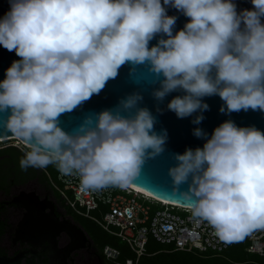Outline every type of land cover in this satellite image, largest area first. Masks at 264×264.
Instances as JSON below:
<instances>
[{"label": "clouds", "instance_id": "9594fccd", "mask_svg": "<svg viewBox=\"0 0 264 264\" xmlns=\"http://www.w3.org/2000/svg\"><path fill=\"white\" fill-rule=\"evenodd\" d=\"M8 3L0 46L20 59L0 81V132L27 146L22 169L54 164L63 175H77L82 190L127 188L167 140L166 130L154 131L152 112L138 107L143 96L128 95L72 132L59 126V117L98 95L129 63L148 66L159 83L156 101L182 92L166 107L180 119L201 113L193 124L203 121L209 107L203 98L213 95L224 102L221 113L264 112V0L239 12L234 0ZM166 6L189 18L175 34L177 17ZM193 135L205 143L175 154L172 191L191 202V216L222 242L264 229V132L226 120L210 138L198 127Z\"/></svg>", "mask_w": 264, "mask_h": 264}, {"label": "water", "instance_id": "95a60500", "mask_svg": "<svg viewBox=\"0 0 264 264\" xmlns=\"http://www.w3.org/2000/svg\"><path fill=\"white\" fill-rule=\"evenodd\" d=\"M234 2L237 5L238 12L253 7L251 0H234ZM166 8L169 16L177 17L173 28V34H175V32L184 27L189 18L174 8L167 6ZM8 9V0H0V16H3ZM160 38L161 36L157 35L149 42V47L156 45ZM18 59L20 57L14 51L9 52L3 46H0V81L5 78L6 69L11 66L14 60ZM154 79L155 77L149 73L147 65L133 66L130 63L125 64L119 69L118 76L115 79L109 80L105 88L98 95H93L74 111L62 114L59 117V126L67 132H72L83 123L85 117L93 116L95 118L96 113L106 109H114L121 99L134 92H139L143 96V100L138 104V107H146L152 112L156 118L154 131L160 134L162 130H166L167 140L164 145V151L155 158H150L145 161L140 175L130 186L165 202L188 207L191 202L184 200L178 192L175 193L172 191L173 184L171 177L168 175V169L177 163L174 159L175 154H183L188 148L195 149L197 147H203L205 139L195 137L193 135V129L197 127L201 128L210 138L213 130L217 126L226 120H232L238 127L254 126L264 132V112L249 109L248 111L241 110L230 114L221 113L220 108L224 105V102L218 95H213L203 98V102L209 107L202 113L204 116L203 121L198 125L193 124L192 120L196 115L201 113L197 112L183 119L177 118L175 113L169 111L166 106L174 96L183 95V93L172 92L164 98L163 102H158L152 95L153 90L159 87L158 82L153 83ZM157 108H160L162 111L158 112ZM122 114L127 115V113ZM12 137L10 133L5 134L0 132V139ZM187 188V183L179 186L180 191H186ZM17 201L27 210V215L19 225V231L26 233L18 232L19 234L25 235L30 230L48 236V234L50 235L53 230L58 228L52 214L44 215L41 213L42 209L50 207L42 201L38 202L34 195H28L27 197L22 195ZM70 224L65 222L63 227L59 228V231H64L70 239V246H74L62 251H54L51 255L47 256V264H67L69 255L75 249L83 248L85 242H87L88 237L85 232L76 225ZM43 243L47 244L48 242L43 241ZM40 257L41 254L32 253L30 261L35 260V264H43ZM20 258L16 257L13 261H7L5 260L6 258L0 257V264H19Z\"/></svg>", "mask_w": 264, "mask_h": 264}, {"label": "built area", "instance_id": "2783aa9c", "mask_svg": "<svg viewBox=\"0 0 264 264\" xmlns=\"http://www.w3.org/2000/svg\"><path fill=\"white\" fill-rule=\"evenodd\" d=\"M7 141L10 140L0 143ZM23 149L28 150L27 146H23ZM55 169V180L51 179L46 168L42 170L50 188L64 205L76 215L97 224L107 234L120 239L134 255V258L119 263L118 251L105 246L102 255L109 262L138 264L139 258L147 254L149 237L160 244L171 245L174 251L214 255L227 250L233 243L220 241L206 222L197 223L188 207L165 203L129 186L82 190L77 175H63L56 165ZM246 240V251L264 258V229L246 235Z\"/></svg>", "mask_w": 264, "mask_h": 264}, {"label": "flooded vegetation", "instance_id": "af4514ba", "mask_svg": "<svg viewBox=\"0 0 264 264\" xmlns=\"http://www.w3.org/2000/svg\"><path fill=\"white\" fill-rule=\"evenodd\" d=\"M23 146L25 145L17 140L0 143V257L6 258L7 261L21 257L19 264H35V260L30 261L32 253L41 254V262L47 264V256L54 251L74 246H70L69 237L64 231H59V228L63 227L65 222L81 227L70 218L63 201L51 190L42 169L21 168L20 160L26 152ZM22 195H34L38 202L42 201L48 205L50 208L42 209L41 213L52 214L58 228L48 236L30 230L25 235L19 234L18 232L26 233L19 231V225L27 215V210L17 201ZM67 264L108 262L87 240L83 248L75 249L69 255Z\"/></svg>", "mask_w": 264, "mask_h": 264}, {"label": "trees", "instance_id": "16d2710c", "mask_svg": "<svg viewBox=\"0 0 264 264\" xmlns=\"http://www.w3.org/2000/svg\"><path fill=\"white\" fill-rule=\"evenodd\" d=\"M46 171L49 173L51 179L54 180L56 177L55 165L47 166ZM56 197H59L57 193ZM64 207L67 208L65 205ZM66 210L70 218L81 227L88 240L101 255L103 248L109 246L118 251L117 261L119 263H123L126 259L134 258L128 246L120 239L107 234L91 220L76 215L68 208ZM247 246L248 242L245 236L241 240L233 241L227 250L218 255H214L213 253L201 254L196 251H174L171 245L160 244L152 237H149L146 245L147 254L139 258L138 264H264L263 257H260L263 260L261 262L251 258L243 259L245 255L252 254L246 251ZM107 262L108 264H114L109 261Z\"/></svg>", "mask_w": 264, "mask_h": 264}, {"label": "rangeland", "instance_id": "374dc122", "mask_svg": "<svg viewBox=\"0 0 264 264\" xmlns=\"http://www.w3.org/2000/svg\"><path fill=\"white\" fill-rule=\"evenodd\" d=\"M14 142V141H13ZM16 142V140H15ZM55 180V179H54ZM153 208H155V206H153ZM159 207L157 206L156 209H158ZM70 224V223H69ZM71 225V224H70ZM254 259L256 261H263L262 258H260V256H258L257 254H250V255H245L243 259Z\"/></svg>", "mask_w": 264, "mask_h": 264}, {"label": "bare ground", "instance_id": "6f19581e", "mask_svg": "<svg viewBox=\"0 0 264 264\" xmlns=\"http://www.w3.org/2000/svg\"><path fill=\"white\" fill-rule=\"evenodd\" d=\"M3 140H17L16 138H14V137H12V138H7V139H0V141H3ZM18 142H20L19 140H17ZM20 143H22V142H20ZM25 145V144H24ZM129 187L130 188H133V189H135L137 192H141V193H143V194H146V195H148V196H151V195H149V194H147V193H145L144 191H141V190H139V189H137V188H135V187H133V186H130L129 185ZM151 197H153V196H151ZM155 199H157V200H160V199H158V198H156V197H154ZM160 201H163V200H160ZM165 202V201H164ZM166 203V202H165ZM169 203V202H168ZM185 207V206H184Z\"/></svg>", "mask_w": 264, "mask_h": 264}]
</instances>
